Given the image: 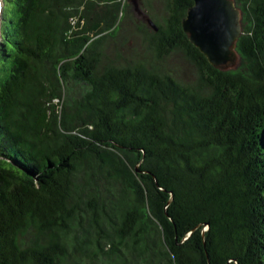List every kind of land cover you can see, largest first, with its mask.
<instances>
[{
	"label": "trees",
	"instance_id": "trees-1",
	"mask_svg": "<svg viewBox=\"0 0 264 264\" xmlns=\"http://www.w3.org/2000/svg\"><path fill=\"white\" fill-rule=\"evenodd\" d=\"M163 1L150 65L106 53L136 0H4L0 264H264V0L229 71Z\"/></svg>",
	"mask_w": 264,
	"mask_h": 264
},
{
	"label": "water",
	"instance_id": "water-1",
	"mask_svg": "<svg viewBox=\"0 0 264 264\" xmlns=\"http://www.w3.org/2000/svg\"><path fill=\"white\" fill-rule=\"evenodd\" d=\"M183 21V30L215 69L229 71L238 67L240 56L237 45L243 36V14L236 0H193ZM5 5L0 0V40ZM149 26L158 31L148 19Z\"/></svg>",
	"mask_w": 264,
	"mask_h": 264
},
{
	"label": "rangeland",
	"instance_id": "rangeland-1",
	"mask_svg": "<svg viewBox=\"0 0 264 264\" xmlns=\"http://www.w3.org/2000/svg\"><path fill=\"white\" fill-rule=\"evenodd\" d=\"M131 5L117 37L109 41L106 53L114 59L117 54L121 55L123 63L137 60L155 65L145 38L152 31L148 19L162 22L165 18L164 1L136 0ZM159 67L163 73H170L183 84H194L197 80L196 66L181 52L171 55Z\"/></svg>",
	"mask_w": 264,
	"mask_h": 264
},
{
	"label": "built area",
	"instance_id": "built-area-1",
	"mask_svg": "<svg viewBox=\"0 0 264 264\" xmlns=\"http://www.w3.org/2000/svg\"><path fill=\"white\" fill-rule=\"evenodd\" d=\"M73 22V24H75V21H72Z\"/></svg>",
	"mask_w": 264,
	"mask_h": 264
}]
</instances>
